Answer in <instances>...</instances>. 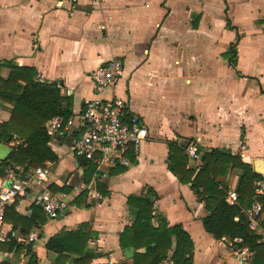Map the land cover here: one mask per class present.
<instances>
[{"label":"crops","instance_id":"0c3cea01","mask_svg":"<svg viewBox=\"0 0 264 264\" xmlns=\"http://www.w3.org/2000/svg\"><path fill=\"white\" fill-rule=\"evenodd\" d=\"M233 44L235 66L226 55ZM113 56L123 59V77L113 89L98 91L91 73ZM5 59L35 67L40 81L60 84L61 93L72 97V110L87 97L127 99L144 119L149 138L128 153V165L95 166L90 177L85 160L73 157L67 143H49L58 158L50 161L46 185L70 194L69 206L49 217L31 201L34 190L27 189L13 205L24 215L36 206L44 220L27 234L7 222L16 238L38 236L32 243L22 241L19 251L0 248L8 254L0 264H74L71 249L58 244L60 253L47 242L83 223L89 229L83 264H134L136 249L120 244L121 233L138 214L131 196L152 197L155 226L162 215L183 228L194 244L186 264H252L253 249L246 260L233 252L242 246L241 238H215L205 229V201L170 170L169 142L193 143L201 158L212 149L229 150L257 173L254 160L264 159V0H103L97 5L79 0L74 6L66 0H0V61ZM19 74L26 77L27 71ZM10 75L9 68L1 69V77ZM11 110V103L0 100L1 122ZM3 143L11 152L16 145L15 139ZM187 167L199 169L194 163ZM240 178L241 170L229 167L218 180L239 198ZM88 184L102 197L90 196ZM257 246L264 252V243Z\"/></svg>","mask_w":264,"mask_h":264},{"label":"trees","instance_id":"16d2710c","mask_svg":"<svg viewBox=\"0 0 264 264\" xmlns=\"http://www.w3.org/2000/svg\"><path fill=\"white\" fill-rule=\"evenodd\" d=\"M226 53L230 57L231 64L235 66V60L231 52ZM7 67L11 70L8 78L0 76V100L12 104L10 116L5 121H0V143L16 139L13 151L6 159L1 161L0 173L9 166H39L46 161H55L58 158L54 148L50 146V138L45 130V122L52 116L64 115L66 118L72 113V97L61 93L57 82H43L38 79L35 67L26 68L17 65L12 60L0 61L1 69ZM27 71L26 77H18L20 72ZM170 170L182 183H191L198 197L205 201L209 213L203 218L205 229L215 238L227 237L234 241L241 238V247L248 246L253 249L252 264H264V252L257 246V233L248 226V217L242 207H250L254 180L262 175L255 173L250 163L232 154L226 149H212L203 154V165L198 170L187 167L188 156L185 152L186 144L169 142ZM87 168V177H90L95 169V163L84 159ZM229 167L241 170V193L238 202L231 203L227 189L220 185L218 177L227 172ZM264 202V199H263ZM129 204L137 208L138 214L130 226H126L120 235V244L123 247L132 245L134 264H158L162 260L170 258L173 264H186L192 259L194 244L180 225H170L167 218L159 215V224H153V218L158 215L155 212L152 197H129ZM43 213L38 207L27 215L16 210L13 204L9 205L5 212V221L11 223L13 229L20 228L22 234H27L32 226L41 219ZM88 225L83 223L76 231H68L63 236H55L49 239L47 247L58 249V244L63 248L71 249L76 254L74 264H83L89 253L85 252L84 245L88 239ZM65 233V232H64ZM68 235V236H67ZM68 238L66 241L65 239ZM64 239V240H63ZM83 243L81 249L78 245ZM24 243L10 234L8 241L0 243V248L6 251H19ZM28 250L31 251L29 245ZM75 246V247H73ZM76 248V249H74ZM144 248V250H140ZM36 261L33 254L29 262ZM106 264V263H104Z\"/></svg>","mask_w":264,"mask_h":264},{"label":"built area","instance_id":"2783aa9c","mask_svg":"<svg viewBox=\"0 0 264 264\" xmlns=\"http://www.w3.org/2000/svg\"><path fill=\"white\" fill-rule=\"evenodd\" d=\"M72 6L79 0H66ZM103 0H86L89 5L101 4ZM59 3H62L59 1ZM124 62L121 57L113 56L101 62L91 73L94 87L98 91L113 89L123 77ZM61 86L60 84H58ZM45 130L50 138L49 143L61 140L70 147V153L75 158H82L95 163L97 168H108L116 165L126 166L130 163L128 153L137 150L149 138L148 128L144 119L133 111L127 99L112 94L109 97L84 98L80 108L72 110L69 117L55 115L45 122ZM69 138V142L66 139ZM16 143L18 140H16ZM188 163L196 167L203 165L198 147L191 143L185 149ZM0 158V170H1ZM50 161L39 166H9L0 173V243L6 242L15 233L5 221V212L9 205L15 203L20 195L33 189L31 201L40 206L49 217H56L70 203L71 196L66 192L51 191L46 182L50 173ZM86 190L90 196L101 198L93 184H88ZM231 203L238 200V193L228 191ZM264 178L254 180L252 204L244 212L248 217V226L257 235L258 243H264ZM37 234L31 232L25 239L32 243ZM249 248L235 247L233 252L242 260H246ZM0 249V260L7 256Z\"/></svg>","mask_w":264,"mask_h":264},{"label":"water","instance_id":"95a60500","mask_svg":"<svg viewBox=\"0 0 264 264\" xmlns=\"http://www.w3.org/2000/svg\"><path fill=\"white\" fill-rule=\"evenodd\" d=\"M66 142H69V138L66 139ZM11 150H12L11 146H9L6 143L1 142L0 143V158L6 159L9 156ZM254 169L257 173L264 174V159L256 158L254 160Z\"/></svg>","mask_w":264,"mask_h":264}]
</instances>
